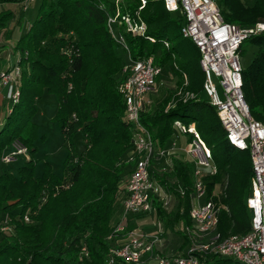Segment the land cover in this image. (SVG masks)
<instances>
[{
    "label": "trees",
    "instance_id": "trees-1",
    "mask_svg": "<svg viewBox=\"0 0 264 264\" xmlns=\"http://www.w3.org/2000/svg\"><path fill=\"white\" fill-rule=\"evenodd\" d=\"M20 1L24 0L0 3ZM216 2L226 21L247 27L264 23V0L251 5L244 0ZM116 9L120 15L145 24L144 31L126 30L124 22L115 26L130 57L152 55L161 70L169 62L177 80L179 75L187 76L185 85L182 79L177 85L193 94L183 100L168 90L160 101L140 111V123L150 130L156 144L164 147L174 134V120L185 125L194 121L216 164V172L204 179L208 198L219 207L218 230L227 235L245 233L249 228V151L228 143L214 107L207 97L202 98L200 53L190 38L181 35V10L173 18L174 11H168L163 0H145L143 5L141 0H39L34 18L14 45L22 67L20 96L0 119V157L15 137L24 141L29 153L33 151L37 130L32 115L44 92L56 97L54 121L64 140L79 131L83 148L79 154H67L62 175L53 172L48 162L40 175H34L30 154L16 173L2 167L0 159V216L5 213L9 217L8 229L3 230L0 223V264H109L113 242L107 235L115 221L120 184L133 166L129 155L134 131L124 117L125 102L117 89L127 61L122 60L118 48L125 47L107 26V16ZM12 17L13 11L1 9L0 28L7 27ZM246 44L255 49L249 63L242 65L241 88L250 114L264 120V28L242 41L241 54ZM4 70L8 66L0 68V72ZM188 134L190 141L193 135ZM154 162L150 178L177 196L182 209H168L152 195L153 210L172 227L190 224L192 163L178 155L170 156L168 168L155 167ZM216 186L219 191L214 195ZM83 245L87 256L80 252ZM201 264L241 263L209 253Z\"/></svg>",
    "mask_w": 264,
    "mask_h": 264
},
{
    "label": "built area",
    "instance_id": "built-area-1",
    "mask_svg": "<svg viewBox=\"0 0 264 264\" xmlns=\"http://www.w3.org/2000/svg\"><path fill=\"white\" fill-rule=\"evenodd\" d=\"M29 1L24 0V3ZM141 2L143 5L145 0ZM163 4L168 11L180 9L184 16L180 26L181 35L190 38L199 50V64L204 72L202 88L216 111L226 140L233 147L249 151L252 173L246 206L250 211V225L241 234L224 235L218 230L219 207L208 198L204 179L216 172V164L210 146L197 131L194 121L185 125L178 119L174 120V127L179 132L193 135L186 147L178 145L175 140H171L167 146H158L150 130L140 123L139 113L151 103L147 95L154 90L161 66L155 63L152 55L131 58L128 54L117 89L124 98V117L134 127L129 155L133 166L120 184L123 194L122 212L107 235L113 242L109 247L107 261L109 264H149L151 260L153 264H201L205 254L214 253L231 257L241 264H264V120L250 114L244 99L240 52L242 41L250 33L263 29L264 24L247 27L226 21L216 0H163ZM122 22L126 30L130 31H144L145 24L120 15L118 9L107 16L110 32L127 49L123 36L114 33L115 26ZM149 39L153 40L152 37ZM15 76L17 71L0 72V86L10 89L8 97L12 103L19 98V86L13 81ZM182 92L180 96L183 100L193 96L188 91ZM177 148L184 150L186 159L192 163L190 224L184 225L188 246L184 253L161 255L157 250L161 233L129 227L127 221L128 216L153 210L152 195L167 206L170 193L150 178L149 169L152 162L165 154L175 155L173 152ZM26 152V146L14 144L10 151L2 154L1 159L7 162ZM178 191L183 194L182 186L178 187ZM24 219L28 217L24 216ZM80 252L87 256V247L81 246Z\"/></svg>",
    "mask_w": 264,
    "mask_h": 264
},
{
    "label": "rangeland",
    "instance_id": "rangeland-1",
    "mask_svg": "<svg viewBox=\"0 0 264 264\" xmlns=\"http://www.w3.org/2000/svg\"><path fill=\"white\" fill-rule=\"evenodd\" d=\"M244 1L251 5L255 0ZM38 2L39 0H31L28 3H24V1L0 3V10L10 9L13 11V17L10 19L7 27L0 28V56H2L0 59V68L3 66H8V70H11L12 72L17 71V76L14 77L13 81H15L16 85L18 86L22 67L20 65L17 66L19 52L14 45L19 34L34 18ZM178 14L179 11L177 10L172 12L171 16L173 18H177ZM259 23L264 24L261 22ZM114 33H117L116 29H114ZM254 49L255 48L252 44L244 45V50L241 54V63L243 66L249 63L251 57L253 56ZM118 53L121 55L123 61L127 60L128 51L126 48L122 49L119 47ZM174 65L178 67V61H176V59L174 60ZM178 79L179 80H177V75L171 64L169 62L165 63L160 74L156 78L154 90L147 95L152 104L160 101L167 94L168 90L174 91V94L179 96L182 95L183 89L181 86L177 85V82L182 79L184 81L183 84L185 85L187 83V76L179 75ZM214 81L218 91L221 92L217 79L214 78ZM9 92L10 89L7 86H0V93L3 95L0 96L2 100V105L0 104V119L11 106L12 102L8 97ZM201 95L202 98H206L205 93H201ZM35 104L36 111L32 115V121L36 125L37 137L34 140L33 151L29 153L27 148V152L25 154L16 155L13 159H10V161L7 162L2 161L0 157L2 161L1 166H6V169L16 173L19 165H21L30 154L34 161V175H40L47 162L51 164L53 172H55L57 175H62L67 154L70 151L75 154H79L82 151L83 142L81 139V133L79 131L75 132L70 140H64L61 130L54 121L57 100L53 94H47V92H44L39 98H37ZM189 137L190 134L181 133L177 128L174 127V134L171 140H175L178 145L186 147ZM14 144L24 145L27 147L22 139L15 137L10 142V149L8 151L12 149V145ZM174 151L175 152L173 153H175V155L186 158V154L181 148H177ZM170 156L171 155L165 154L163 157L158 158L154 162L155 167L166 165L168 168L170 165ZM126 169H129V166H126ZM218 191L219 189L216 186L213 190V194L216 195ZM122 196V192H118L116 197L117 209L114 219L115 221L120 218L122 212ZM179 202L180 200L177 196L170 194V200L166 207L168 209H172L173 211H176L178 208L181 210L182 207H179ZM128 217L129 219L127 221V226L129 227L140 228L148 232L159 231L161 233L159 243L157 244V250L161 255L181 254L185 252L188 244L187 239L183 234L184 227L182 224L175 223V225L172 227L170 224H167L166 219L159 217L154 210L150 211L149 213ZM8 218L9 217L5 213L0 216V223L3 224V230L8 229ZM149 264H153V261L151 260Z\"/></svg>",
    "mask_w": 264,
    "mask_h": 264
},
{
    "label": "crops",
    "instance_id": "crops-1",
    "mask_svg": "<svg viewBox=\"0 0 264 264\" xmlns=\"http://www.w3.org/2000/svg\"><path fill=\"white\" fill-rule=\"evenodd\" d=\"M1 95H2V93H0V96H1ZM2 96H3V95H2ZM1 101H2V100H1V98H0V104L2 105Z\"/></svg>",
    "mask_w": 264,
    "mask_h": 264
}]
</instances>
